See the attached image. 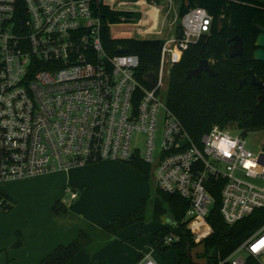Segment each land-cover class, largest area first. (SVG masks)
Here are the masks:
<instances>
[{"label": "built area", "instance_id": "1", "mask_svg": "<svg viewBox=\"0 0 264 264\" xmlns=\"http://www.w3.org/2000/svg\"><path fill=\"white\" fill-rule=\"evenodd\" d=\"M99 5L138 13L130 9L137 5L132 0H23L22 7L0 0V185L102 160L139 159L150 166L158 190L188 203L180 224L193 244L213 234L211 181L220 183L225 225L264 210V150H248L233 127L213 126L194 140L164 101L174 53L210 33L208 12L191 8L182 17L180 33L161 48L151 88L138 81L136 56L104 52L93 7ZM120 25L160 34L142 21ZM9 209L0 190V211ZM178 241L171 233L162 245ZM261 241L264 223L218 264H264V245L256 247ZM237 253L244 257L233 259ZM138 264L155 263L149 253Z\"/></svg>", "mask_w": 264, "mask_h": 264}, {"label": "trees", "instance_id": "2", "mask_svg": "<svg viewBox=\"0 0 264 264\" xmlns=\"http://www.w3.org/2000/svg\"><path fill=\"white\" fill-rule=\"evenodd\" d=\"M182 1L179 18L188 11L185 9V0ZM22 2L23 0H18L20 7ZM187 2L189 9H205L213 22L209 34L190 44L184 52L174 53L164 94L167 109L194 140L199 139L213 126L222 129L233 127L243 136L249 132H264V89H258L249 83L251 71L256 80L264 86V64L253 60L255 41L259 35L258 28L264 29V3L249 0H187ZM93 7L101 19L100 38L104 52L109 56H115L118 50H125L127 55L136 56L139 63L138 81L141 86L147 87L142 78L150 72H158L164 41L113 39L110 36L111 26L135 23L140 15L110 11L103 5ZM218 21H221L220 27ZM235 36L242 41L243 53L241 57L229 58L228 49L231 39ZM201 60L208 61L216 76L211 77L202 73L199 79H187V72L195 69ZM242 79H246L248 83L239 88V81ZM262 149L264 150V140ZM128 165L139 172L146 181L150 179L149 165L139 159L128 162ZM209 184L215 188L211 192L214 204L207 218L213 234L200 244L203 246L202 256L206 259L205 264H218L219 261L228 258L241 242L264 223V210H258L247 219L229 227L225 225L219 213L220 183L211 181ZM149 207L153 219L157 220L168 214L171 223L180 227L175 230L171 228V224L160 229L154 236L156 246L158 248L162 246L164 237L174 233L179 237V241L164 246L165 249L179 252L177 264H197L190 256L195 244L192 243L190 234L180 224L188 203L179 196L167 195L155 188L151 200H141L129 214L114 218L105 230L115 235L128 226L144 222ZM62 210L59 204L53 208L56 213ZM89 242L88 235L80 232L72 243L55 248L39 264H67Z\"/></svg>", "mask_w": 264, "mask_h": 264}, {"label": "crops", "instance_id": "3", "mask_svg": "<svg viewBox=\"0 0 264 264\" xmlns=\"http://www.w3.org/2000/svg\"><path fill=\"white\" fill-rule=\"evenodd\" d=\"M132 1L137 4L134 6L149 7L146 13L136 14H149L156 20V8L145 0ZM158 22L142 20L146 28L157 31ZM101 162L8 182L12 183L9 187L16 205L7 212L0 211V264H39L55 248L72 243L80 232L86 233L90 242L67 264H138L149 253L153 257L154 236L166 226L142 222L115 235L105 230L114 218L126 216L141 200H149L152 190L145 186L139 172L131 173L119 163ZM102 177L106 181L99 182ZM71 193H76L75 199L70 198ZM56 204L63 210L54 212ZM156 250L163 260L155 255V264H177L179 252L165 247Z\"/></svg>", "mask_w": 264, "mask_h": 264}, {"label": "rangeland", "instance_id": "4", "mask_svg": "<svg viewBox=\"0 0 264 264\" xmlns=\"http://www.w3.org/2000/svg\"><path fill=\"white\" fill-rule=\"evenodd\" d=\"M249 1L264 3V0H249ZM171 2L172 3H169L167 0H145V3L149 4V6H152V8H156V10H158V11H156V15H157L156 20H155V18H153L152 20L153 21H159L158 22V24H159L158 29H160L159 30L160 34H158V35H142L139 33V28L134 26V25L123 26V25L119 24V25H114V26L110 27L111 38H113V39L143 40V39H147L145 37H148V38L161 37L162 39L167 38L164 41V42H166L167 40H170V39L176 37L180 31V22H181L182 18H179V11H180V8L183 4V1L182 0H171ZM185 6H186V0H185ZM130 9L133 11L140 12V13H146L147 10L149 9V7H146L144 5L143 6H132ZM142 20H147V21L149 20L150 22H152L149 14L148 15L142 14L138 17L135 24H137L139 21H142ZM169 72H170V68L168 69V72L166 73V76L164 79V86H163V93L164 94L166 92V84H167V81L169 78ZM234 132L240 133L239 131H234ZM263 140H264V132L263 131L249 132L245 135L246 148L248 150H251L252 152H258L262 148ZM140 152H142L141 146H140ZM102 161L103 162H109L108 160H102ZM99 162H101V161H99ZM99 162L91 163V164H95V166H96V164ZM111 162H115V163H119V164H122L124 166H127L128 169L132 171L131 173H136L128 165V162H120V161H111ZM91 164L84 165L82 167H85V166L89 167V165H91ZM100 165H103V164H100ZM74 168H76V167H74ZM91 175H92V173L90 172L89 177H91ZM102 178L103 179L99 182L106 181V179L104 177H102ZM142 181H143V183H145V186L148 189L150 187V189L152 190L151 198L149 199V200H151L153 197L154 189L156 188V182L154 180V175L152 174V172L150 173V179L148 181L143 180V179H142ZM110 182L113 183V181H110ZM12 183H10V184H12ZM10 184L5 183V184L0 185V190L3 191V193H4L3 195H7L9 197L10 201H8V203H10V205L12 207H15L16 199L14 198L12 190L9 187ZM169 217L170 216L167 214L164 217H161L160 220L156 221L152 218L151 208L149 207L146 211L145 221L143 223L156 222V223H160L163 226H167L170 222ZM203 231H204V229L201 227L195 233H201ZM164 246L166 247V245H163V246H160V248L163 249ZM156 248H157L156 244H154L155 254H152V256H153L152 258H154L155 255H158V257L161 260H163L161 255L159 254V252L156 250ZM148 251L151 252V250H148ZM170 253H174V252H170ZM202 255H203L202 244H195V246L190 251L191 260L197 264H205L206 259ZM239 256L244 257V253L235 254L233 256V259H236Z\"/></svg>", "mask_w": 264, "mask_h": 264}, {"label": "water", "instance_id": "5", "mask_svg": "<svg viewBox=\"0 0 264 264\" xmlns=\"http://www.w3.org/2000/svg\"><path fill=\"white\" fill-rule=\"evenodd\" d=\"M186 10H189L188 2L186 0ZM221 26V21H218V27ZM259 35L256 38L255 41V52L253 54V60L255 62H260L264 64V29L258 28ZM243 53V47H242V41L238 36H235L233 39H231V45L228 49V56L229 58H235V57H241ZM118 55L126 54L125 50H118ZM202 73L208 74L211 77H215L214 71L210 68L207 60H201L198 63V66L187 72L186 78L191 79H199L202 75ZM251 75V84L259 89H264V86L261 82L256 81V78L254 77L253 73L250 71ZM143 82L151 87L154 88L157 86V75L154 72H150L143 76ZM246 83V80H240L239 81V88H241ZM189 255V253H188Z\"/></svg>", "mask_w": 264, "mask_h": 264}, {"label": "flooded vegetation", "instance_id": "6", "mask_svg": "<svg viewBox=\"0 0 264 264\" xmlns=\"http://www.w3.org/2000/svg\"><path fill=\"white\" fill-rule=\"evenodd\" d=\"M255 52V51H254ZM254 54V53H253ZM249 74H250V72H249ZM243 80V79H242ZM246 80V79H245ZM250 80H251V75H250ZM250 80H249V83L251 84V82H250ZM257 81V80H256ZM248 83V81L246 80V83L245 84H247ZM244 84V85H245ZM252 85V84H251ZM253 86V85H252ZM259 89V88H258Z\"/></svg>", "mask_w": 264, "mask_h": 264}, {"label": "snow or ice", "instance_id": "7", "mask_svg": "<svg viewBox=\"0 0 264 264\" xmlns=\"http://www.w3.org/2000/svg\"><path fill=\"white\" fill-rule=\"evenodd\" d=\"M261 245H264V241H261L256 247H260Z\"/></svg>", "mask_w": 264, "mask_h": 264}, {"label": "clouds", "instance_id": "8", "mask_svg": "<svg viewBox=\"0 0 264 264\" xmlns=\"http://www.w3.org/2000/svg\"><path fill=\"white\" fill-rule=\"evenodd\" d=\"M221 147L223 148V147H224V145H221Z\"/></svg>", "mask_w": 264, "mask_h": 264}]
</instances>
